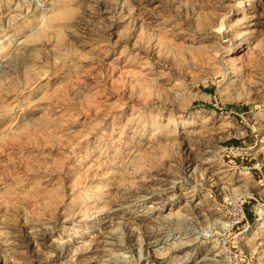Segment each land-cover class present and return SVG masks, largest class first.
Listing matches in <instances>:
<instances>
[{"label": "rangeland", "instance_id": "rangeland-1", "mask_svg": "<svg viewBox=\"0 0 264 264\" xmlns=\"http://www.w3.org/2000/svg\"><path fill=\"white\" fill-rule=\"evenodd\" d=\"M208 262L264 264V0H0V264Z\"/></svg>", "mask_w": 264, "mask_h": 264}, {"label": "bare ground", "instance_id": "bare-ground-1", "mask_svg": "<svg viewBox=\"0 0 264 264\" xmlns=\"http://www.w3.org/2000/svg\"><path fill=\"white\" fill-rule=\"evenodd\" d=\"M230 22H231V20H230ZM230 24V26H232L234 23H229ZM227 26H228V23H227ZM234 26V25H233ZM236 32V31H235ZM230 33V32H229ZM244 42H246L247 43V48L245 49V51L244 52H242V55H244V54H246L247 52H250V50L252 49V47L249 45V40L248 39H246L245 37H244V34L243 33H240V34H238L237 32H236V34H234V33H230V35H224V37L221 39V44L223 45V44H225V46H228V47H235V46H239L240 44H243ZM251 53V52H250ZM248 54V53H247ZM199 200V199H198ZM197 200V201H198ZM197 204V203H199V201L198 202H196V200H195V198H193V196L190 194V193H188V192H186V204ZM202 203V202H201ZM200 204V203H199ZM198 204V205H199ZM146 205V204H145ZM197 205V208L199 207ZM203 205V204H202ZM195 206V205H194ZM144 207V206H143ZM148 207V206H147ZM157 207V206H156ZM200 208V207H199ZM128 209V208H127ZM142 210V209H141ZM134 211V210H133ZM126 212V211H125ZM129 212V211H128ZM130 212H132V211H130ZM124 213V212H123ZM157 213H158V211H156L153 207H151L150 208V210L148 209V210H142L141 212H138V213H136V215H137V217H139V218H142V220L143 219H145V218H147L148 219V223L149 224H153V225H156V223H157V220H158V218H159V216L157 215ZM134 218H136V217H134ZM145 221H146V219H145ZM148 226V225H147ZM149 227V226H148ZM169 228V227H168ZM177 235H179V234H177ZM181 235V234H180ZM182 236V235H181ZM177 236L176 235H168L166 238L164 237V239H161L160 241H158L157 240V242L159 243H161L162 242V240H163V243L164 242H166L167 240H171V239H173V238H176ZM182 237H184V235L182 236ZM178 238H180V237H178ZM183 239V238H182ZM181 238H180V241H183ZM176 240H177V238H176ZM156 241V240H155ZM154 241V242H155ZM157 243V244H158ZM157 246V245H156ZM185 246V245H184ZM211 258L208 256V255H205L204 256V258H201L200 260H198V262H201L202 260L203 261H207V260H210ZM194 263H195V261H194ZM204 264H206V263H204ZM207 264H209V262L207 263Z\"/></svg>", "mask_w": 264, "mask_h": 264}, {"label": "water", "instance_id": "water-1", "mask_svg": "<svg viewBox=\"0 0 264 264\" xmlns=\"http://www.w3.org/2000/svg\"><path fill=\"white\" fill-rule=\"evenodd\" d=\"M223 35H226V32H224Z\"/></svg>", "mask_w": 264, "mask_h": 264}]
</instances>
